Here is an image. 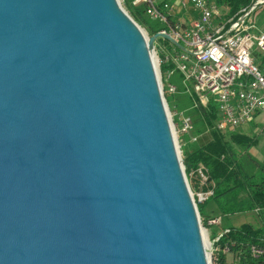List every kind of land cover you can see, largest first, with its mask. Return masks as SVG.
<instances>
[{
    "label": "water",
    "instance_id": "obj_1",
    "mask_svg": "<svg viewBox=\"0 0 264 264\" xmlns=\"http://www.w3.org/2000/svg\"><path fill=\"white\" fill-rule=\"evenodd\" d=\"M157 37L117 0H0V264H209Z\"/></svg>",
    "mask_w": 264,
    "mask_h": 264
},
{
    "label": "built area",
    "instance_id": "obj_2",
    "mask_svg": "<svg viewBox=\"0 0 264 264\" xmlns=\"http://www.w3.org/2000/svg\"><path fill=\"white\" fill-rule=\"evenodd\" d=\"M120 6L127 0H117ZM195 17L184 24L176 19L175 11L169 0H131L132 4L143 3L145 14L161 21L164 26L157 32L170 36L169 44L159 46L160 56H155L156 74L161 87L164 82L167 91H176L170 81L174 73L193 101V106L207 108L209 103L216 107L215 127L220 130L234 129L253 118L255 113L264 112V65L259 67L253 59L254 51L264 54V32L252 22L254 9L241 8L234 19L218 20L217 6L203 7V0H185ZM264 0H257V6ZM154 47V46H153ZM154 53V52H153ZM165 69L161 70V66ZM168 118L174 138L189 130L191 122L183 111H172ZM176 116L178 127L174 129L171 118ZM199 188H190L192 200L203 202L212 194L206 185L207 175L202 165L197 167ZM187 180V177H186ZM199 225L205 238H212V252L215 241L223 233L220 217L202 219L198 214ZM249 253L264 258V244L251 245Z\"/></svg>",
    "mask_w": 264,
    "mask_h": 264
},
{
    "label": "trees",
    "instance_id": "obj_3",
    "mask_svg": "<svg viewBox=\"0 0 264 264\" xmlns=\"http://www.w3.org/2000/svg\"><path fill=\"white\" fill-rule=\"evenodd\" d=\"M213 2L220 11L218 19L225 20L247 9L252 0H206ZM125 9L133 19L144 26L147 33L152 35L161 29L164 24L158 19H152L145 14L143 3L132 4L127 0ZM185 18L191 21L195 12L187 3ZM176 19L178 15L174 16ZM223 18V19H222ZM157 37L154 41H163ZM154 43V42H153ZM154 46V45H153ZM254 62L262 67L264 54L253 53ZM161 66V70L165 69ZM171 82L172 79L170 80ZM176 91L169 93L166 82L163 90L170 110L183 111L190 116L191 126L185 133L178 134L181 150V160L184 173L190 188H199V175L197 167L202 165L207 175L206 185L202 189L212 188V194L203 202L197 203V210L202 219L221 214L240 213L256 210L260 217L259 225L243 222L239 225L222 227L223 233L215 241V250L212 252V264H264L263 257H254L249 253V247L264 244V145L260 148L262 158L251 153L250 148L257 146L264 137V128L254 129V119L258 113L247 123L235 129L220 130L215 127L217 119L214 103L208 107L193 106L192 98L185 93L187 103L181 104L177 99V92L183 86L179 80L173 82ZM173 121L178 123L176 116ZM226 253L231 254L227 261Z\"/></svg>",
    "mask_w": 264,
    "mask_h": 264
},
{
    "label": "rangeland",
    "instance_id": "obj_4",
    "mask_svg": "<svg viewBox=\"0 0 264 264\" xmlns=\"http://www.w3.org/2000/svg\"><path fill=\"white\" fill-rule=\"evenodd\" d=\"M122 8L133 19L132 15H130L128 13V11L125 9L124 5H122ZM252 14H253L252 22L254 23L255 27L258 30L264 32V2L261 3L260 5H258L256 7L255 11ZM137 24L140 27V29L142 30V32L147 37H149L150 35L147 33L145 27L140 25L139 23H137ZM160 38L162 39V37H160ZM161 42L162 41H154V43H153V45H154V47H153L154 58H155V56H160L159 46L163 44ZM165 43L169 44V40L165 39ZM254 53H256V51H254ZM155 67H157L156 63H155ZM174 77L178 78L179 75L177 73H175L173 78ZM161 91H162V97H163L164 102L166 104V111L168 110L169 112H171V110L169 109V106H168V102H167L166 96L164 94V90H163V85L162 84H161ZM176 96H177V99L179 100V102L181 104L185 105L187 103L186 95H185V93L182 90L178 91ZM186 116H188V115H186ZM188 117H189V120L191 122L190 116H188ZM171 122L174 125V129H177L179 123L174 122L172 118H171ZM254 122H255V124H254L255 131H257V130H259L261 128H264V112L258 114V116L254 119ZM176 145L178 146V152H179L180 158H182L181 157V150H180V146H179V142H178V136H176ZM263 145H264V137L261 138V140L258 142L257 146L250 148L251 153L254 154L259 159L262 158V155H261L259 150H260V148ZM187 181H188V179H187ZM188 184H189V182H188ZM218 216L220 217L221 227H225V226H229V225H235L236 226V225H239V224H241L243 222H249V223H251L254 226L259 225V223H260V217L257 214L256 210L247 211V212H240V213H230V214L218 213ZM203 234H204V241L206 243V254L208 255V261H209V264H212V262H211V249H212V247H211L212 244L211 243H212V238L211 237L205 238L206 234L204 232H203ZM226 259H227V261L231 260V254L230 253H226Z\"/></svg>",
    "mask_w": 264,
    "mask_h": 264
},
{
    "label": "crops",
    "instance_id": "obj_5",
    "mask_svg": "<svg viewBox=\"0 0 264 264\" xmlns=\"http://www.w3.org/2000/svg\"><path fill=\"white\" fill-rule=\"evenodd\" d=\"M169 1L171 2L172 6H173L175 14L178 15L177 19H180L184 24L190 23L191 21L188 22L187 19L185 18V13H183V12H185V10L187 8V4H186L185 0H169ZM174 74L171 76L172 81L173 82H175V81L179 82V77L178 78H176V77L173 78ZM183 92L186 93L185 91H183Z\"/></svg>",
    "mask_w": 264,
    "mask_h": 264
},
{
    "label": "bare ground",
    "instance_id": "obj_6",
    "mask_svg": "<svg viewBox=\"0 0 264 264\" xmlns=\"http://www.w3.org/2000/svg\"><path fill=\"white\" fill-rule=\"evenodd\" d=\"M252 3L250 4V6L247 8V9H254V8H256L257 7V0H252L251 1ZM212 6H215V4L212 2ZM203 7H211V2H208V1H206V0H203ZM247 7V6H246ZM245 7V8H246ZM238 13H241V11L240 12H238ZM223 19V18H222ZM227 19H234V16H232V17H230V18H227ZM227 19H225V20H227ZM219 20V19H218ZM154 65H155V58H154ZM205 233V232H204ZM206 234V233H205ZM202 236H203V240H204V234H203V232H202ZM204 247L206 248V243H205V241H204Z\"/></svg>",
    "mask_w": 264,
    "mask_h": 264
}]
</instances>
